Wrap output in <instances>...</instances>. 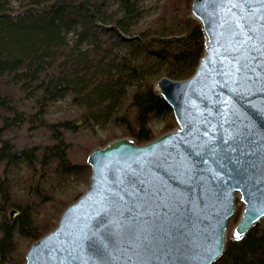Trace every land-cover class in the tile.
<instances>
[{"label": "water", "instance_id": "95a60500", "mask_svg": "<svg viewBox=\"0 0 264 264\" xmlns=\"http://www.w3.org/2000/svg\"><path fill=\"white\" fill-rule=\"evenodd\" d=\"M191 17L204 33L193 74L153 84L177 125L92 149L87 188L22 264H212L237 193L231 238L264 218V0H192Z\"/></svg>", "mask_w": 264, "mask_h": 264}, {"label": "trees", "instance_id": "16d2710c", "mask_svg": "<svg viewBox=\"0 0 264 264\" xmlns=\"http://www.w3.org/2000/svg\"><path fill=\"white\" fill-rule=\"evenodd\" d=\"M191 3L164 0L142 22L139 0H0V264H22L84 192L92 149L151 140L157 118L177 125L153 84L188 78L203 55ZM212 264H264V220Z\"/></svg>", "mask_w": 264, "mask_h": 264}, {"label": "rangeland", "instance_id": "374dc122", "mask_svg": "<svg viewBox=\"0 0 264 264\" xmlns=\"http://www.w3.org/2000/svg\"><path fill=\"white\" fill-rule=\"evenodd\" d=\"M162 1H164V0H139V5H140V7L143 10V15H142V20L141 21L142 22H144V21L146 22V21H149L150 19L158 16V14L160 13V3ZM56 106H58V105H56ZM56 106H53L51 112L49 113L51 118L60 117L62 115V113H64V111H62V109L60 107L58 108ZM70 109H71V111L74 110L73 108H68V111ZM168 119H170V116L168 117ZM78 122H80L79 123L80 125L82 124L81 120H79ZM150 125H151V129L153 131L154 136H159L160 134L164 133V132H162L163 126H164V120H162L160 118L154 119L150 123ZM97 133L99 134L100 137L105 136V130H103L101 128H97ZM122 137H130V136H122ZM117 138H120V137H117ZM101 146H103V145H101ZM88 180H89V177H87L86 180L79 179L80 182L76 184V189L78 191H80V192L84 191L87 188V186H88ZM235 207H236V213H235V215L230 217L229 222H228V229H229L228 230V235H227V239L228 240L231 238V236H232L231 233H232L233 227L235 226V224L238 221V219H237V221L234 220V217L237 215V212H238L239 208H240L239 216H240V213H241V211L243 209V204L240 201V195L238 193H237L236 200H235ZM239 216H238V218H239ZM263 220H264V218H262L259 221V223L262 222Z\"/></svg>", "mask_w": 264, "mask_h": 264}, {"label": "snow or ice", "instance_id": "6c2138e0", "mask_svg": "<svg viewBox=\"0 0 264 264\" xmlns=\"http://www.w3.org/2000/svg\"><path fill=\"white\" fill-rule=\"evenodd\" d=\"M236 238H237V239L240 238V236H239V232H237V234H236Z\"/></svg>", "mask_w": 264, "mask_h": 264}, {"label": "bare ground", "instance_id": "6f19581e", "mask_svg": "<svg viewBox=\"0 0 264 264\" xmlns=\"http://www.w3.org/2000/svg\"><path fill=\"white\" fill-rule=\"evenodd\" d=\"M17 210V209H16ZM18 211V210H17Z\"/></svg>", "mask_w": 264, "mask_h": 264}]
</instances>
